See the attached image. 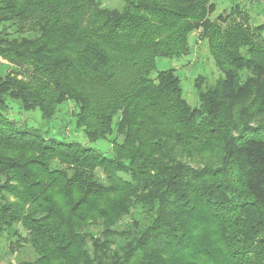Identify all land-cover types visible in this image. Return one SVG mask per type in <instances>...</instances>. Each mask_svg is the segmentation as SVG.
Segmentation results:
<instances>
[{"label":"trees","instance_id":"obj_1","mask_svg":"<svg viewBox=\"0 0 264 264\" xmlns=\"http://www.w3.org/2000/svg\"><path fill=\"white\" fill-rule=\"evenodd\" d=\"M0 0V244L18 264H264V25L213 0ZM257 1V0H256ZM259 1V0H258ZM208 45L224 77L193 109L157 59ZM71 104L107 158L40 130Z\"/></svg>","mask_w":264,"mask_h":264},{"label":"rangeland","instance_id":"obj_2","mask_svg":"<svg viewBox=\"0 0 264 264\" xmlns=\"http://www.w3.org/2000/svg\"><path fill=\"white\" fill-rule=\"evenodd\" d=\"M104 7L121 10L125 6L123 0H98ZM216 4V11L211 19H216L225 12L231 14L232 8L239 4L245 8L250 16L251 23L255 26L264 25V4L258 0H213ZM189 45L191 53L182 58L157 59V69L152 73L151 78H156L158 73L166 70H174L181 81L184 99L193 109L201 106L197 89V80L204 78L202 89L214 85L224 77L223 73L216 67L211 57L207 43L198 39V33L190 35ZM4 60L0 62V77L8 71ZM73 107L71 104H64L54 120L45 124L39 110L33 112H18L16 104L11 114L13 120L17 121V126L13 129L20 130H40L45 138L52 139L57 143H75L82 148H90L107 158L113 157L111 141L117 139L114 131L108 139L89 141L82 129H78L73 118ZM34 258L33 250L29 242L22 243V246H14L13 249L7 247L4 241L0 244V264H18L19 261H29Z\"/></svg>","mask_w":264,"mask_h":264},{"label":"built area","instance_id":"obj_3","mask_svg":"<svg viewBox=\"0 0 264 264\" xmlns=\"http://www.w3.org/2000/svg\"><path fill=\"white\" fill-rule=\"evenodd\" d=\"M259 2L264 4V0H259Z\"/></svg>","mask_w":264,"mask_h":264}]
</instances>
